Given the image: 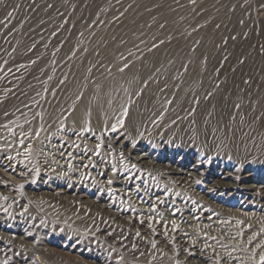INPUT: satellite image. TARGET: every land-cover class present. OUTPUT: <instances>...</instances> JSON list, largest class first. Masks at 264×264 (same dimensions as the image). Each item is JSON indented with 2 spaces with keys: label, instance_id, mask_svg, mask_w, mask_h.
Wrapping results in <instances>:
<instances>
[{
  "label": "bare ground",
  "instance_id": "obj_1",
  "mask_svg": "<svg viewBox=\"0 0 264 264\" xmlns=\"http://www.w3.org/2000/svg\"><path fill=\"white\" fill-rule=\"evenodd\" d=\"M135 42L137 41L128 39L127 42L122 43L118 39L105 37L91 41V44H88L89 48L75 43V47L79 49L78 52L76 51V55L69 62L60 66L57 72V74L60 73L61 78L66 80L63 87L56 92V96L59 97L58 101L53 98V87H56V82L55 86H52L54 67L43 66L47 56L39 59L38 70L33 73L32 81L28 80L32 77L31 73H28V66L27 69L24 66L25 68L13 70L14 72L5 79L10 82L9 85L20 81L21 86L16 88L19 92L23 87L24 89L30 87L33 82L37 87L35 90L39 87L42 89L43 100L40 101L41 104L35 112L36 117L33 119L56 124L62 114L68 110L66 122L69 125L77 129L89 127L98 129V131L104 129V132L109 134V148L117 154H124L128 168L112 181L110 180L108 188L112 187L113 193L124 196L131 205L129 209L119 205L109 195V192L94 191L87 194L84 193L83 188L78 186L66 187L61 191L77 193L76 199L90 208L104 225L115 224L116 231L121 237L132 239L144 247H148L149 240L150 246L153 243L157 244L155 249L146 248L147 254L142 257L129 259L130 264H187L188 257L177 255V252L185 248L189 250L206 249V252L197 251V255L201 257L199 264H216V261H219V264H261L260 257L264 256V177L250 173L243 169V166L224 165L219 161H211L207 169H203L207 164L205 157L192 161L190 164L186 160L175 164L165 163L161 157L149 148L145 149V146L137 140L140 135L150 133L153 134L152 136H157V141L165 143L167 134L164 136L162 134L165 128L170 127L171 130L178 126L179 122L186 121V138L191 136L190 140H193V137L197 138L206 128V136L201 140L203 143L217 146L219 153L225 154L226 152V155L233 158L232 160L244 161L256 152L264 150V112H261L264 111V93L257 91V93L250 94L247 91L219 92L216 90V92H211V95L208 93L201 95L202 88L199 86L207 80V66L204 63V57L193 51L188 41L163 43L158 48L147 51L130 49L129 46ZM89 58L90 61H88ZM121 68L124 71H121ZM14 100L16 101V98ZM246 103L254 105L255 109L251 112L245 111ZM236 107L239 108L237 113L247 116L245 120H239L240 118L234 114ZM6 111L10 113L5 115ZM176 118L179 119L177 123ZM20 119L9 108L0 112V124L2 125L5 123L19 124ZM122 121L125 122L124 131L117 130L120 127L115 131L110 129ZM157 125L159 128H155ZM54 127L56 128V125ZM85 157H87V152L82 153L81 158H78L84 162ZM21 160L24 161L23 158ZM2 165L14 172H24L19 165L13 167L14 165L9 161L1 160L0 166ZM145 174L155 177L157 181L169 183L174 189L175 196L171 197L170 201L165 199V192L163 193V190L158 188L152 180L146 181ZM6 175L0 170V186H3L8 178ZM105 181L108 183L109 180ZM105 181L102 179V182ZM60 198H66V196ZM153 208L156 209L155 212L152 211ZM89 214L91 215V212ZM7 219L10 218L0 213V228L10 229ZM11 220L19 221L13 217ZM173 227L177 230L172 231ZM17 240L10 233L0 232V254L5 257L6 264H69L70 260L49 246L42 248L35 247L33 244V247L31 245L24 247L20 245L21 243L18 244ZM193 241H195L196 249L190 247ZM192 264H197V262L193 261Z\"/></svg>",
  "mask_w": 264,
  "mask_h": 264
},
{
  "label": "rangeland",
  "instance_id": "obj_2",
  "mask_svg": "<svg viewBox=\"0 0 264 264\" xmlns=\"http://www.w3.org/2000/svg\"><path fill=\"white\" fill-rule=\"evenodd\" d=\"M105 37L118 39L122 43L133 39L137 42L129 48L135 51L153 50L163 43L178 40L188 41L191 49L204 57V63L207 66V80L199 86L202 88L201 95L206 93L211 95V92H216V90L219 92L247 91L250 94L257 93V91L264 93V0H3L0 3V92H2L0 112L9 108L15 116L21 118V122L14 125L0 124V162L1 160L9 161L14 165L13 167L19 165L24 172L21 174L3 165L0 166L1 172L7 174L8 177L5 178L4 185L0 186V213L10 218L7 219L10 229L1 227L0 232L14 235L15 239H18V244L21 243L20 245L24 247L26 245L33 247V244L35 247L42 248L49 246L70 260L69 264H126V262L130 264L129 259L147 254L146 248L151 247L150 240L147 242L148 247H144L132 239L121 237L116 231V225L113 223L104 225L90 208L76 199L77 193L61 191L66 187L78 186L83 188L84 193L87 194L94 191L109 192V195L119 205L129 209L131 207L129 201L124 196L113 193L112 187L108 188L109 181L121 172H125L128 165L123 153L117 154L109 148V134H106L104 129L99 131L92 127L86 128L87 130L77 129L69 125L66 122L68 110L63 111L61 119L56 124L33 119L43 100L42 89L39 87L35 90L37 87L33 82L30 87L25 89L23 87L19 92L16 88L21 86L20 81L16 82L17 85L16 83L9 85L10 82L5 79L12 72L25 67L27 69L28 66V73L32 75L28 80L32 81L33 73L38 70L39 59L47 56L43 66L54 67L56 74L53 72L52 86L56 85V87H53V98L58 101L59 97L56 96V92L63 87L66 80L61 78L60 73L57 74V72L60 66L69 62L78 52L79 49L75 47V43L89 48L91 41ZM90 60L89 58L88 61ZM201 80L202 78L200 82ZM238 109L237 107L234 109V114L240 118L239 120H245L247 116L237 113ZM253 109H255L254 105L246 103L245 111L251 112ZM4 113L7 115L10 112ZM178 120L176 118L175 122L177 123ZM53 125H56V128ZM159 125L155 128H159ZM185 125L186 121H183L171 130L170 127L165 128L162 133L163 136L167 134L165 143L157 141V136H152L153 134L150 133L145 134L146 136L140 135L137 141L143 144L145 149L149 148L161 157L165 163L175 164L186 160L190 164L192 161L205 157L207 164L203 169H207L211 161H219L224 165L243 166L242 168L250 173L264 177V150L256 152L244 161L237 162L232 160L230 155H226V152L225 154L219 153L217 146L214 147V145L201 141L202 137L206 136V128L197 138L193 137V140H190L191 136L186 138ZM124 127L125 122L122 121V124L115 126V129L119 128L117 130L124 131ZM110 129L113 130V127ZM86 152L88 158L85 157L86 161L81 162V155ZM22 158L24 161L21 160ZM30 163L32 165H29ZM105 175L110 176L109 179ZM145 175L146 181L152 180L158 188L163 190V193L165 192V199L170 201L171 197L175 196L174 189L169 183L160 182L153 176ZM102 179L109 181L108 183L107 181L102 182ZM62 196L66 198H60ZM90 212L92 217L88 215ZM12 217L19 221H12ZM90 224L91 226L88 227ZM0 261L2 262L0 264H6L5 257L1 254Z\"/></svg>",
  "mask_w": 264,
  "mask_h": 264
},
{
  "label": "snow or ice",
  "instance_id": "obj_3",
  "mask_svg": "<svg viewBox=\"0 0 264 264\" xmlns=\"http://www.w3.org/2000/svg\"><path fill=\"white\" fill-rule=\"evenodd\" d=\"M3 0H0V3H2ZM11 15V14H9ZM232 39H235V37H232ZM241 63H243V61H241ZM121 71H124L123 68L120 69ZM247 83V81H245ZM122 123V122H121ZM5 127H7V125H5ZM115 126L113 127V131H115ZM35 181H33L34 183ZM109 183H111V181H109ZM21 187H23V185H21ZM153 212L156 211L155 208L152 209ZM157 223H159V221H157ZM177 229L175 227L172 228V231H176ZM137 235L139 236V233H137ZM165 235H167V233H165ZM249 243H251V241H249ZM151 247L153 249H155L157 247L156 243H153L151 245ZM191 248L196 249V244L195 241L192 242V244L190 245ZM197 251L199 252H206V249H196V250H189L188 248L185 249H181L179 252H177V255H184L186 257H188V261L187 264H192L193 261H196L197 264H199V261L201 260V257L197 255ZM260 261L261 264H264V256L260 257ZM216 264H219V261H216Z\"/></svg>",
  "mask_w": 264,
  "mask_h": 264
}]
</instances>
